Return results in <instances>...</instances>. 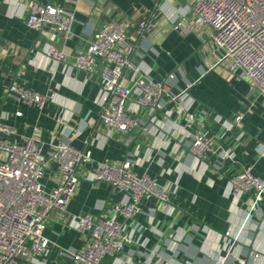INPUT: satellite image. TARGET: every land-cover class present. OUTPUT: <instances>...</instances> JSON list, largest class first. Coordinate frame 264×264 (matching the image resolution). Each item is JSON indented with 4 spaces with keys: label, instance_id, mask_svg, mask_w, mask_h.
I'll list each match as a JSON object with an SVG mask.
<instances>
[{
    "label": "crops",
    "instance_id": "1",
    "mask_svg": "<svg viewBox=\"0 0 264 264\" xmlns=\"http://www.w3.org/2000/svg\"><path fill=\"white\" fill-rule=\"evenodd\" d=\"M38 1L72 11L73 36L64 41L51 26L29 28L23 0H0V117L15 129L12 140L33 136L44 150L60 141H70L78 148L88 144L92 160L78 168L80 183L64 210L51 211L44 230L51 241L49 249L31 264H77L59 254L61 248L77 249L87 239L70 216L108 214L112 204L123 198L108 183L92 178L94 163H120L126 158L133 172L169 182L173 192L166 205L144 199L143 212L134 219L141 229L132 233L122 253L104 256L101 264H264V201L258 216L250 210L247 195L236 200L227 193L230 175L242 166H251L264 179V156L256 151L257 143L264 144V97L247 80L229 74L219 64L222 50L210 40V28L192 24V2ZM181 14L186 32L172 28ZM109 19L155 22L148 34L138 37L132 34L134 25L130 26L136 38L134 61L156 80L174 72L175 93L191 84L185 100L197 114L195 129L207 132L216 145L233 150L232 161L222 160L218 168L198 160L188 149L176 103L167 104L164 98L152 113L137 108L141 122L127 133L102 126L97 71L76 70L72 62L92 32ZM47 44L63 50L66 61L48 59L44 54ZM11 82L45 94L48 99L43 109L8 95ZM237 114H242V120L224 132L220 118L232 120ZM57 181L58 172L49 163L44 186L49 189ZM117 219L122 221L120 216Z\"/></svg>",
    "mask_w": 264,
    "mask_h": 264
},
{
    "label": "built area",
    "instance_id": "2",
    "mask_svg": "<svg viewBox=\"0 0 264 264\" xmlns=\"http://www.w3.org/2000/svg\"><path fill=\"white\" fill-rule=\"evenodd\" d=\"M188 1L192 2L193 26L209 27L210 40L222 50L219 64L229 74L247 80L264 97V0ZM23 2L28 9L26 26L36 30L51 26L64 41L72 38L75 20L72 11L50 1ZM131 25H134L132 34L138 37L148 34L155 22L109 19L96 28L86 46L73 55L72 66L76 70L97 71L102 126L127 133L141 122L136 115L137 108H147L152 113L164 98L167 104L176 103V112L182 115L188 149L198 160L218 168L222 160L232 161L233 150L216 145L207 132L195 129L197 114L190 109L191 102L185 100L191 84L175 93L172 90L174 72L156 80L134 61L136 38L130 32ZM172 28L187 31L184 14L173 22ZM44 54L55 61L67 59L65 52L52 44L46 45ZM7 94L38 110L43 109L48 99L45 94L15 82L9 83ZM132 97L134 100L128 103ZM241 120L242 114L232 120L220 118L224 132ZM59 121L62 122V118ZM14 133L15 129L0 117V264H31L47 253L51 241L44 230L50 213L53 209L64 210L80 183L78 168L92 160V152L87 141L84 148L75 147L70 141H60L44 150L33 136H24L21 141L10 139ZM256 151L264 156V144L257 143ZM49 163L54 164L58 181L47 189L43 179ZM92 178L108 183L121 192L123 198L112 204L108 214L95 217L85 212L70 216L87 239L77 249L61 248L59 254L77 264H101L104 256L122 253L132 233L141 229L134 219L143 212L142 201L152 199L166 205L173 192V184L160 183L146 172H133L130 158L120 163L96 161ZM227 193L236 200L247 195L250 210L261 215L259 204L264 201V179L255 175L251 166H242L230 175Z\"/></svg>",
    "mask_w": 264,
    "mask_h": 264
}]
</instances>
